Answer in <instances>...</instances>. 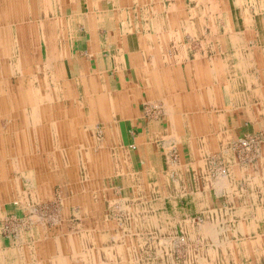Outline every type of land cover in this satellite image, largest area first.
Returning <instances> with one entry per match:
<instances>
[{
  "label": "crops",
  "instance_id": "0c3cea01",
  "mask_svg": "<svg viewBox=\"0 0 264 264\" xmlns=\"http://www.w3.org/2000/svg\"><path fill=\"white\" fill-rule=\"evenodd\" d=\"M168 1L0 0L6 68L13 71L16 64V70L32 72L16 80L33 89L23 94L26 98L17 95L19 126H9L8 113L1 115L0 190L5 191L4 198H19L23 193L27 200L33 195L37 199L46 194L45 198L51 187L65 186L66 179H48L60 169L49 156L58 154L54 150L57 141L68 150V121L89 115L91 119L83 120L76 136L79 151L87 153L91 147L97 153L90 156V162L81 159L86 168L81 176L85 189L92 190L90 176L98 175L95 170L103 164L101 171L108 167L112 177L122 175L118 159L109 153L108 160L101 157V150L113 149L109 152L126 160V172L144 181L141 198L150 199L152 205L159 199L167 208L169 198L188 197L197 213L208 216L188 233L187 246L201 248L189 254L188 263L264 264V143L252 165H235L229 152L231 142L245 133L261 134L264 139V0H176L172 2L176 11L168 9ZM187 3L194 8L189 9ZM190 38L193 42L188 45L185 40ZM40 72L49 77L48 82L38 77ZM6 78L4 85L6 81V86H14ZM38 86L62 87L65 94L59 99L51 92L44 96L34 91ZM7 95H0V103L9 102ZM56 101L68 106H52ZM25 102L32 104L27 114ZM153 113L164 120L145 119ZM34 120H39L37 125ZM97 133L104 136L102 140L93 137ZM21 134L39 135L30 141ZM126 135L130 137L125 139ZM107 137L115 138V143H107ZM171 141L180 149L177 164L169 157ZM128 144L135 149L136 163L125 150ZM46 149H52L49 158L35 164L32 158L43 159V155L30 156L29 150L44 154ZM214 152H222L231 166L226 178L212 177L208 158ZM19 157L22 162L17 164ZM10 170L16 171L10 174ZM5 180L18 182L17 189ZM151 185L158 188L149 191ZM158 206L148 215L166 219V213L158 215L162 203ZM207 230L217 232L218 238H207ZM77 253L80 264L92 262L82 260L86 252ZM125 258L116 261L125 262ZM134 261L130 257L129 262Z\"/></svg>",
  "mask_w": 264,
  "mask_h": 264
},
{
  "label": "rangeland",
  "instance_id": "374dc122",
  "mask_svg": "<svg viewBox=\"0 0 264 264\" xmlns=\"http://www.w3.org/2000/svg\"><path fill=\"white\" fill-rule=\"evenodd\" d=\"M169 2H170V6L168 7V9L172 10V8H175L174 11H176L177 6L175 5L172 6V2H176V0L174 1L169 0L168 3ZM226 2H228V0H226ZM187 4L190 6L189 9L194 8L192 7L194 6L193 4H190V3H187ZM199 41H201V39ZM185 42H187L189 45L193 42V40L190 38L189 40L186 39ZM1 46L3 45H1V40H0V72L3 77L2 80H4L8 75L11 74L9 77L6 78V80H8L9 84H11L10 82H12V84L15 86L18 83V80H16L18 79V77H22L24 74L27 75L28 73L31 74L32 72H27V71L22 72L20 70H16L17 68L15 67L16 64H13V67H12L14 69L13 71H10L9 68H6V65L8 64L6 61H8V58L7 56L4 55L3 52L5 50ZM15 58L17 59V56H15ZM19 72H20V75H19ZM42 73L44 72H40L41 75H38V77L40 76L41 78H43L44 75H42ZM44 78L46 79V82H48L47 78L49 79V77L45 76ZM6 84L7 82L5 81L4 88L2 89L1 92L2 94L8 93L9 97L14 94H17V95L26 94L27 95L28 91H30L31 93L33 91L31 87L29 88V87L23 86L22 80H19V83H18V85L20 86L22 85L20 89H18L17 86L16 87L6 86ZM33 88L35 89L34 91L37 90L40 94L44 96L49 95V93L51 92L53 96H56V99H59V95L62 96L65 94L64 88L62 87L55 88L54 86H51V87H45V86L39 87L38 86L36 88L35 87ZM66 94H68V92H66ZM24 98L26 97L24 96ZM11 102L12 100L9 102L0 103V119L2 118L1 117L2 113H6V114L8 113L11 116V113L16 112L15 109H16L17 103H13V102L11 103ZM25 103L26 104L24 105L26 107V110H30V109L32 110V108L29 107V105H32V104H27L28 102H25ZM42 105L43 104H41V106ZM47 105H43V106H47ZM54 105L55 106L61 105L64 107L68 106V104L59 103L57 101L55 103H52V106ZM144 106L148 107V105H144ZM156 106L158 110H161L160 106L158 105ZM41 109H43V107ZM44 109L46 110L47 108H44ZM156 117H157L156 113H153L152 115L146 114L145 119L148 121L157 120L158 122H162L164 120L160 116L159 118L158 117L156 118ZM18 120L19 119L11 120V123L13 124V126H16ZM38 121L39 120H34V124L37 125ZM30 122L31 124H33V119L30 120ZM44 122L46 121L43 120L42 123ZM99 134L100 133H97V135H93V137L95 138L98 137L99 140H102L104 136H102V134L100 135ZM21 136L22 138H25V140L28 139L30 141L32 140L35 141V139L37 138V135H34V134L33 135L32 134L30 135L21 134ZM9 137L15 138L17 136L14 137V135H9ZM41 137L45 139L46 133H44V136H41ZM127 137H130V136L126 135L125 139ZM241 141H247L248 144H243V142ZM171 142L172 143H170V148H169L170 150L169 157L173 163L177 164L180 160V149H178V146L175 143V141H171ZM57 143L58 144L56 143L54 144V147L56 148L54 150L57 151L58 154L56 156H53L54 153L53 154L51 153L49 157L51 158V160L53 159V157H57L56 158L57 160L64 162V159L67 156V150H64V147L61 146L60 142L57 141ZM263 143H264L263 136L257 133H245V135L235 138L229 146V150H230L229 152L231 153L232 156L235 157V165L237 164L240 166H245V165H252L256 163L257 160L260 158V155H261L260 150L262 148ZM25 145H26V148L29 149L28 144H25ZM129 145L130 144L126 145L125 150L127 149L126 152L128 153V155H130L129 153H131V156L134 162L136 163L137 157L134 154L135 149L133 145L130 147ZM51 150L46 149L44 154L42 153V151H38V150H33V151L29 150V152H31L30 156L34 155L35 153H37L38 155L42 154L43 161H45L46 159L49 158L48 152H50ZM86 150H89V154L92 152L94 156L97 155L94 149L87 148ZM104 153L106 154V156H108V151H105ZM26 154L29 155L28 153ZM211 156L208 158V162L210 163L209 166L211 169L212 177L213 178L227 177L229 175V170L231 167L227 158L225 156H222V152L220 153L214 152ZM16 161H17V164L21 163L22 162L21 157H19V160H16ZM7 162L10 164L11 162L13 163V160L12 161L8 160ZM28 162H33V161H28ZM78 167H79L78 170L76 168L77 171L75 170L74 174L78 176V179H80V177L84 175L83 171H85L86 168L84 167V169H82L81 166H78ZM106 168L104 171H101L98 175L93 176L91 174L90 176V180H93L90 185V188L93 190L94 193L98 192L99 194V197L97 199L98 202L96 201L94 203L102 204L101 205L102 211L100 214H99V211H96L95 214L89 217L87 216V218H89L88 223H90V225L96 226L100 222H104L107 227V230H106L107 235L114 236L115 234H118V236H121V239H123L121 242V246H122V250L126 258L124 260L125 262L122 261L121 263L120 262L117 263L116 260H119V259L116 258L117 255L115 256V248L112 247V249L109 248L107 251L105 250L101 251L102 254H104V257H108L107 256L108 252H110L111 254L113 253L112 258H109V257L104 258L103 261H106L107 264H190L187 262L189 258V254H195L196 252H200L201 248L196 247L195 244L193 246H187L189 244L188 242L189 234L188 233L189 231L191 232V229L196 230L198 229L199 226L203 225L205 218H207L208 216L204 215L203 213H197L195 203L192 201L191 198H188V197H178L177 199L169 198L167 200V208H166L165 202L159 199H154L152 201L154 205H152L150 204L151 202L150 199L147 200L145 198H141V196L144 197V192H142L141 195L139 194L140 196L137 197L136 194H134L133 188L130 187V185L125 182L126 179L123 178L122 175L120 177L118 175V177H115V180L112 181L111 179L114 178L111 176L113 175L112 170L111 169L107 170ZM10 172H12V170H10ZM13 172L10 174H13ZM89 173H91V170L89 171ZM20 178L22 179V177H19V179ZM153 186L154 185H151L149 187V191H153L158 188V186L156 185L154 187ZM62 187H64L62 184H58L54 188L51 187V190L49 189V194L45 198H42V197L43 195H46V194H42V197H38L37 199H35L34 197L32 198V196H30V198L27 199L26 203L24 204L25 208L24 207L19 208V205L16 204L17 203L16 198H15L16 195H11L13 198L10 196H7L8 198H4L5 197L4 195H6L5 191L0 190L1 195H2L0 196V204L2 203V205H0V264H25V263L26 264H43L38 259L39 257H37L38 256L37 253L39 252V250H42L41 247H46L53 254L58 252V254L62 255L63 258L69 257V254L71 252L70 247L68 246L69 245V235L72 233V231L70 233V230H68L67 228L69 227L70 224H72V222H75V224L80 223V220L79 219L73 220V216L68 215V213L66 212L70 205L69 203H66L65 201L66 197L64 198L63 196ZM158 192L160 193L159 189H158ZM28 194L31 195L30 192ZM62 196L64 199L62 198ZM131 198L133 199L131 200ZM68 199L69 200H67V202L68 201L70 202V198ZM133 200L135 202H132ZM219 200L220 199H218V201ZM223 201H224V198H223ZM174 202L177 203L176 206L174 205ZM161 203L164 208L158 211V215L161 216L163 213H166V215H164L166 219L154 217V215L152 214L151 215L140 214V215L134 216V215H130L127 213L128 211L127 209L129 207L133 208L135 212L138 211L137 208L141 210L142 209L146 210L148 207L150 211H154L156 208L159 207L158 204H161ZM122 205L125 208H123ZM221 205H223V203H221ZM119 209H121V211H119ZM71 210L74 211V207L71 206ZM113 211L114 213H117V214H114ZM34 215L35 217L33 220L32 217ZM150 218H153L152 219L153 224L160 227L159 231L161 230L162 232L154 233V229H151L152 231H150V229L147 230L145 229L146 226H143L144 228L142 227L139 230H135L134 228L133 232L124 231L125 228L123 227V225L124 226H128L129 224L135 225L133 224L135 222L145 223L146 219H150ZM161 220H164V222L162 221V223H160ZM115 224L117 226L119 225V227L121 228L120 229L121 231L114 230L117 227ZM41 225L43 226L41 227ZM163 226L165 228L169 227L171 229L166 230ZM262 231L264 232V227L262 228ZM263 232L261 233L263 234ZM98 233L100 234V232H97V234ZM93 234L95 235V232H93ZM45 237L50 238L48 240V244L44 242ZM158 237L161 239V242L159 240L158 241L154 240V239H159ZM206 237L209 238L210 240H214V238L216 237L218 238V233L207 230ZM144 238H146V240H142ZM131 244H133V246ZM110 245H113V242H111ZM80 246L76 247V251H83L86 253H90L91 249L96 250L94 249L95 247L94 244L85 243L84 247L81 248ZM66 248H68L70 251L68 249L66 250ZM158 253H160V256H159L160 258H157ZM130 257H132L136 261L129 262ZM76 258L72 259V260L75 259V261H71L72 264H80V261L77 262L78 256ZM113 258H114V261H113ZM89 264H94V263L92 261V262H89Z\"/></svg>",
  "mask_w": 264,
  "mask_h": 264
},
{
  "label": "bare ground",
  "instance_id": "6f19581e",
  "mask_svg": "<svg viewBox=\"0 0 264 264\" xmlns=\"http://www.w3.org/2000/svg\"><path fill=\"white\" fill-rule=\"evenodd\" d=\"M42 12V11H41ZM44 36V35H43ZM235 40V39H234ZM199 41V40H198ZM125 51V50H124ZM217 76V75H216ZM3 77H2V74L0 72V95L2 94V89L4 88V82H3ZM65 79V78H64ZM18 89H20L21 87H19L20 85H16ZM15 86V87H16ZM22 86V85H21ZM17 89V90H18ZM128 92V91H127ZM36 94V93H35ZM75 94V93H74ZM7 95V94H6ZM37 96V95H36ZM8 97V95H7ZM6 97V98H7ZM218 97V96H217ZM17 94H14V95H11L9 97V101L12 100L13 103H16L18 100H17ZM109 101V100H108ZM11 102V103H12ZM37 102V101H36ZM104 102V101H103ZM53 103V102H52ZM164 105V104H163ZM12 107V106H11ZM112 108V107H111ZM13 109V108H12ZM93 109V108H92ZM132 109V108H131ZM110 110V109H109ZM166 110V109H165ZM16 112H13L11 113V116L9 118H11V120L13 119H16V118H21L19 112H18V106H16V109H15ZM94 111V110H93ZM28 110L26 111V114H27ZM35 112V111H34ZM106 112V111H104ZM112 112V111H111ZM161 112V111H160ZM30 114V113H29ZM105 114V113H104ZM124 114V113H123ZM168 114V113H167ZM108 115V114H107ZM176 115V114H174ZM179 115V114H178ZM89 115L87 116H82V117H78V119L72 117L70 121H68V124H69V132H70V138H69V141L67 143L68 145V150H67V157L64 159V162L62 161H59L57 160L55 157H53V162L56 161L57 163H59L60 166H58L57 168H60L59 170H55L54 173L51 174L50 178H48L49 180L50 179H56L59 178V179H66L65 181V186H64V191H65V201L66 203H69V208L67 209V213L68 215L70 216H73V220L74 219H79L80 220V223L78 224H75V222H72V224L69 225V227L67 228L68 230H70V233L72 231V233L69 235V245L70 246V254H69V257L68 258H63L62 255L60 254H53L51 253L46 247H41L42 250H39V252L37 253L39 257L38 259L40 260L41 263L43 264H64L62 261H69V264L71 263V261H75L72 260L73 258H76L78 255L77 251H76V245L78 244V246L80 245V242H83L84 244H94L95 247L94 249L96 250H93L91 249L90 253H86V256H81L82 260L84 262H86L87 260H85V258H88V259H91L93 261L94 264H107L106 261H103L104 258H112V254L110 252H108L107 256L108 257H104V254H102V250L104 251H107L109 248L112 249V247L114 248L115 247V256L116 258H125V254L122 250V246H121V242L123 239H121V236H118V234H115L114 236H110V235H107L106 233V230H107V227L105 225L104 222H100L99 224H97L96 226H93V225H90V223H88L89 221V218H87V216H91L93 214L96 213V211H99V214L101 213L102 211V207L101 205L102 204H98V203H94L97 201L98 197H99V194L98 192H93V190H87V187L85 189L84 185H83V177H80V179H78V176L74 174V171L78 170V166H81V159L84 160V158L87 159V161L90 162V156H93L92 155V152L89 154V150L87 151V153H84V151H79V147H78V141L76 140V136H79V131H78V128H79V125L83 122V120L87 119ZM170 116V115H169ZM177 116V115H176ZM60 117V116H59ZM173 117V115H172ZM89 119H91L90 117H88ZM164 117L162 116V119ZM22 119V118H21ZM25 119V118H24ZM10 120V121H11ZM59 120V119H58ZM103 120V119H102ZM167 120V119H166ZM29 121V120H28ZM55 121V120H54ZM177 121V120H176ZM175 121V122H176ZM89 122L91 123V121L89 120ZM173 122V121H172ZM23 123V122H22ZM28 123V122H27ZM114 123V122H113ZM18 125V124H16ZM115 125V124H114ZM9 126L13 127V124H9ZM19 126V125H18ZM24 126V124L22 125ZM27 126V125H26ZM91 126V125H90ZM166 126V125H165ZM81 127V126H80ZM92 127V126H91ZM91 127H89V131L91 130ZM109 127V126H108ZM173 127V126H172ZM171 128V127H170ZM26 129V128H25ZM108 129V128H107ZM112 129V128H111ZM17 130V128H16ZM87 130V129H86ZM96 130V129H95ZM171 130V129H170ZM13 131V130H12ZM103 131V130H102ZM6 132V131H5ZM16 132V131H15ZM18 132V131H17ZM82 132V131H81ZM21 133V132H20ZM29 133V132H28ZM35 134V133H34ZM41 134V133H40ZM39 135V134H37ZM100 135V134H99ZM114 137V136H113ZM113 137H107L106 138V142L109 143L111 145V143H115L116 139L113 138ZM142 137V136H140ZM38 138V137H37ZM159 138V137H158ZM161 138V137H160ZM174 138V137H173ZM171 138V139H173ZM71 139V140H70ZM20 140V139H19ZM79 140V139H78ZM163 140V139H162ZM175 140V139H174ZM22 141V140H21ZM28 141V140H27ZM40 141V140H39ZM82 141V140H81ZM165 141V140H164ZM177 141V140H176ZM83 142V141H82ZM96 141L93 142L94 146H96L97 142L95 143ZM242 142V141H241ZM13 143V142H12ZM20 144V143H19ZM158 144V143H157ZM161 144V143H160ZM158 144V145H160ZM240 144V143H239ZM235 145V144H234ZM90 146H91V143H90ZM113 146V145H112ZM162 146H163V143H162ZM110 147V146H109ZM159 147V146H158ZM193 147V146H192ZM10 148V147H9ZM47 148V147H46ZM52 148V147H51ZM91 149V147H89ZM111 148V147H110ZM244 149V148H243ZM109 150H113V149H109ZM108 150V153L110 154V156L112 157V155L118 159V168L120 169L119 173H122V175L126 178V183H128L130 185V187L133 188L134 190V194H136L137 197H139L141 194H142V190L143 187H144V184L142 182H144L143 180H141L140 177H136L134 174H132L130 171L126 172V160L122 157L119 158V156L117 154H113V152H109ZM107 151V150H105ZM104 150H101V157L106 161L109 159L108 156H106V154L104 153L105 152ZM127 151V150H126ZM261 151V150H260ZM28 152V151H26ZM84 153V154H83ZM13 155V154H12ZM21 155V154H20ZM8 156V155H7ZM55 156V155H53ZM62 156V154H61ZM81 156V158H80ZM85 156V157H84ZM2 157V156H1ZM212 157V156H211ZM9 158V157H8ZM18 158V157H17ZM34 160V163L35 161H42L43 159H40L39 156H37L35 159L32 158ZM114 160V158H112ZM252 159V158H251ZM250 159V160H251ZM10 160V159H9ZM51 160V161H52ZM245 160V159H244ZM113 162V161H112ZM2 163V162H1ZM5 164V163H4ZM36 164V163H35ZM44 164V163H43ZM42 164V166H44ZM46 164V163H45ZM168 164V163H167ZM58 165V164H57ZM237 165V164H236ZM2 166V165H1ZM41 166V165H40ZM84 166V165H83ZM82 167V169H84ZM104 166V164H103ZM103 166L102 168L100 169H97L95 170V167H92L94 170H95V173L96 172H101V170L103 169ZM114 166V165H113ZM18 167V166H17ZM21 167V166H20ZM106 167V165H105ZM11 168V167H10ZM19 168V167H18ZM56 168V167H55ZM56 168V169H57ZM115 168V167H114ZM141 168V167H140ZM169 168V167H168ZM38 169V168H37ZM42 169V168H41ZM76 170V171H77ZM118 170V169H117ZM154 170V169H152ZM45 171V169H44ZM163 171V170H162ZM206 171V170H205ZM37 172V171H36ZM43 172V171H42ZM153 172V171H152ZM47 173V172H46ZM85 173V172H84ZM163 173V172H162ZM161 173V174H162ZM39 174V173H38ZM43 174V173H42ZM77 174V173H76ZM166 174V173H165ZM4 175V174H3ZM33 175V174H32ZM85 175V174H84ZM93 175V174H92ZM95 175V174H94ZM120 175V174H119ZM150 175V174H149ZM155 175V174H154ZM13 176V175H12ZM121 176V175H120ZM86 179H88V175L85 176ZM219 177V176H218ZM225 177V176H224ZM36 178V176H35ZM42 178V177H41ZM115 178V177H114ZM226 178V177H225ZM25 179V178H24ZM29 179H32V178H29ZM108 179V178H107ZM151 179V177H150ZM176 179V178H175ZM4 180V179H3ZM34 180V179H33ZM32 180V181H33ZM44 180V179H43ZM9 181V180H8ZM8 181L5 180V183H8ZM9 186L11 188V186L13 185L14 187V190L17 189L19 183L18 182H15V183H12L11 181H9ZM223 182V181H222ZM23 183V182H22ZM39 183V182H38ZM42 183V182H41ZM149 183V182H148ZM33 184V183H32ZM37 184V183H36ZM220 184V183H219ZM226 184V183H225ZM8 185V184H7ZM45 185V184H44ZM182 185V184H181ZM216 185V184H215ZM53 186V185H52ZM107 186V185H106ZM142 186V187H141ZM8 187V186H7ZM138 189H137V188ZM12 188V189H13ZM31 188V187H30ZM222 188V187H221ZM99 189V188H98ZM103 189V188H102ZM171 189V188H170ZM223 189V188H222ZM217 190V189H216ZM2 191V190H1ZM10 191V190H9ZM23 191V190H21ZM31 191V190H30ZM42 191V189H41ZM91 191V192H90ZM221 192V191H220ZM1 193V192H0ZM21 193V192H20ZM26 193V192H25ZM29 193V192H28ZM103 193V192H102ZM104 194V193H103ZM140 194V195H139ZM35 195H37V193H35ZM27 196V195H26ZM34 196V195H33ZM32 196V198H33ZM106 196V195H105ZM12 197V196H11ZM13 198V197H12ZM35 198V197H34ZM51 198V197H50ZM63 198V196H62ZM68 198H70V202L67 200H69ZM109 198V196H108ZM136 198V197H135ZM28 199V197H27ZM64 199V198H63ZM116 199V198H115ZM133 198H131L132 200ZM137 199V198H136ZM134 199V200H136ZM104 200V199H103ZM132 201V202H135V201ZM14 201V200H13ZM16 201H17V205H19V208H23L24 207V204L26 203V197L25 195L20 194L19 195V198H16ZM98 202V201H97ZM110 202V201H109ZM31 204V203H30ZM104 204V203H103ZM110 204V203H109ZM48 206V205H47ZM71 206L74 207V211L71 210ZM109 206V205H108ZM119 206V205H117ZM123 206V205H122ZM42 207V206H41ZM110 207V206H109ZM115 207V206H114ZM25 208V207H24ZM123 208H125L123 206ZM122 208V209H123ZM149 208V207H148ZM138 209L137 212H135V210L133 208H128L127 210V213L130 214V215H145L146 213L148 214L150 212V209ZM34 209V208H33ZM109 209V208H108ZM31 210V209H30ZM33 211V210H32ZM119 211H121V209H119ZM38 212V211H37ZM78 212V213H77ZM144 212V213H142ZM32 213V212H31ZM114 213V211H113ZM36 214V213H35ZM114 214H117V213H114ZM123 216V215H122ZM34 217L35 215L32 217L33 220H34ZM43 217V216H42ZM59 217V216H58ZM64 217V216H63ZM27 218V217H26ZM132 218V217H131ZM43 219V218H42ZM31 221V220H30ZM127 221V220H126ZM143 221V220H142ZM29 222V221H28ZM88 227H87V225ZM135 225H132V224H129L128 226H124L123 227L125 228L124 231L125 232H133L134 228L135 230H139L140 228H142L143 226H146V228L149 227V229H154V233H159V232H162L161 230L159 231V228L157 225H154L153 224V221H152V218L151 219H146V222L145 223H133ZM144 224V225H143ZM67 225V224H66ZM116 225V224H115ZM43 225H41L42 227ZM117 226V225H116ZM144 228V227H143ZM64 229V227H63ZM121 228L119 227V225L114 229V230H117V231H121L120 230ZM148 230V229H147ZM123 231V232H124ZM49 232V231H48ZM93 232H95V235L93 234ZM97 232H100V234ZM153 233V232H152ZM50 234V233H49ZM146 234V233H145ZM48 235V234H47ZM93 235V236H92ZM131 235V234H130ZM66 236V235H65ZM50 237V236H49ZM112 238V239H111ZM156 238V237H154ZM159 238V237H158ZM44 242H46L48 244V240L50 238H44ZM67 239V238H65ZM20 240V239H19ZM35 240V239H34ZM81 240V241H80ZM142 240H146V238L142 239ZM154 240H158V239H154ZM160 240V238H159ZM33 241V240H32ZM130 241V240H129ZM29 242V241H28ZM78 242V243H77ZM113 242V245H110V243ZM144 242V241H142ZM183 242V241H182ZM50 243V242H49ZM68 243V242H67ZM115 243V244H114ZM125 243V242H124ZM132 243V242H131ZM180 245V244H179ZM77 246V247H78ZM131 246V245H130ZM81 247V246H80ZM177 247V246H176ZM90 248V247H89ZM211 248V247H210ZM69 250V251H70ZM82 250V249H81ZM29 251V250H28ZM83 252V251H82ZM173 252V251H172ZM58 253V252H57ZM184 256V255H183ZM90 257V258H89ZM32 260V259H31ZM77 260V258H76ZM79 260V259H78ZM89 261V260H88ZM113 261H114V258H113ZM119 263V262H117ZM26 264V263H25Z\"/></svg>",
  "mask_w": 264,
  "mask_h": 264
},
{
  "label": "built area",
  "instance_id": "2783aa9c",
  "mask_svg": "<svg viewBox=\"0 0 264 264\" xmlns=\"http://www.w3.org/2000/svg\"><path fill=\"white\" fill-rule=\"evenodd\" d=\"M243 142V144H248V142L247 141H242Z\"/></svg>",
  "mask_w": 264,
  "mask_h": 264
}]
</instances>
